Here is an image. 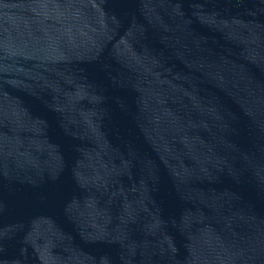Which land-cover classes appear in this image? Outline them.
Instances as JSON below:
<instances>
[{
  "label": "water",
  "instance_id": "water-1",
  "mask_svg": "<svg viewBox=\"0 0 264 264\" xmlns=\"http://www.w3.org/2000/svg\"><path fill=\"white\" fill-rule=\"evenodd\" d=\"M0 264H264V0H0Z\"/></svg>",
  "mask_w": 264,
  "mask_h": 264
}]
</instances>
